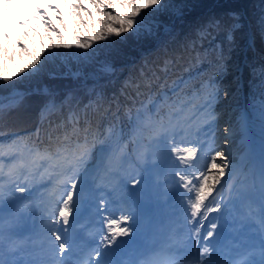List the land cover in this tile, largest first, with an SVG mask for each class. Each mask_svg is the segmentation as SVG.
<instances>
[{"label":"snow or ice","instance_id":"snow-or-ice-1","mask_svg":"<svg viewBox=\"0 0 264 264\" xmlns=\"http://www.w3.org/2000/svg\"><path fill=\"white\" fill-rule=\"evenodd\" d=\"M27 2L31 3V9L18 18L9 15L10 10L17 6L16 0H3V7L0 8V82L5 85L14 78L41 71L44 61L59 54L61 50L66 56L79 55V52L87 53L99 42L122 37L141 26L146 11L165 6L164 0H45L43 6L38 0ZM232 16L233 23L227 28L229 40L239 27V17L235 13ZM37 20L40 21L39 25L29 27L32 21ZM258 25L261 33H264V7L261 9ZM219 27L221 24L218 20L208 23V28ZM208 28L202 27L198 36L185 42L178 52L173 53L172 59L179 63L185 56H191L192 52L197 51V40L211 35ZM219 54L223 58L222 49ZM199 55L197 52V57ZM258 78L257 87L261 99L254 107L261 123V157L258 172L254 167L250 168L245 181H250L246 187H252L256 179H259L261 200L264 201V66H261ZM193 79V76L188 79L181 77L173 81L170 88L166 84L164 87L168 91L151 108L142 104L139 108L128 109L121 116L119 102L116 110L112 111L111 105L105 109L97 101L95 124L87 114L81 116L79 111L74 110L55 127L50 123L43 131L36 128L29 137L31 147L18 135L6 144L0 143V155L6 160L23 157L25 152L35 153L40 159L51 161L61 168L70 182L69 190L50 210L43 226L51 244L49 254L45 257L37 251L29 264H74L71 257L78 238L74 226L80 223L77 214L81 206L95 208V222L99 223L102 230L100 240L88 252V260L83 264H211L205 257L210 252L209 241L215 235L218 223H210L209 230L204 235L202 229L208 220V214L228 211L229 205L233 203V192L236 194L235 199H245L246 187L229 183L236 179L238 166L233 163L231 154H226L223 150L215 151L209 161L195 172L186 171L194 168V162L202 148L193 141V146L181 149L176 146L177 137L186 134V126L199 114L204 113L211 119L213 102L217 98L215 90H207L208 85L201 86L206 90L205 95H200V89H195L191 97H186L184 86ZM212 88L214 89V85ZM136 91L139 95L140 86H137ZM196 99L202 102L194 105L193 101ZM161 106H167L169 111L162 112ZM55 107V101H49L44 111ZM125 117L128 122L126 126L131 128L133 135L142 139L144 145V152L141 154L144 175L135 183L147 184L159 168L160 161H164L173 168L174 182L184 189L180 194L183 221L181 230L154 241L131 242L137 233L134 192L128 191L115 201L96 196V193L104 190L97 181L102 185L127 159L124 151L125 135L119 127ZM105 123L108 125L107 133L103 131ZM41 136L46 137V141L41 140ZM45 142L47 147L42 154L40 148ZM12 176L10 169L9 187L6 192L0 190V209L16 192L22 195L27 191V187L17 184ZM226 187L228 199L224 195ZM217 195L219 200L216 199ZM210 198L214 207H209ZM113 204L117 206L115 211L111 210ZM261 216V228L264 229V203L261 206ZM14 236L12 224L5 227L3 212L0 211V254L4 252L6 245L11 251L18 250ZM261 249V259L248 260L247 264H264V233L261 236ZM117 253H121L124 258L113 259ZM0 264H7L2 255Z\"/></svg>","mask_w":264,"mask_h":264},{"label":"trees","instance_id":"trees-1","mask_svg":"<svg viewBox=\"0 0 264 264\" xmlns=\"http://www.w3.org/2000/svg\"><path fill=\"white\" fill-rule=\"evenodd\" d=\"M164 5L157 10L146 11L143 23L137 28L139 32L126 33V42L117 37L108 40L110 51L102 57L114 68L112 73H105L92 66L90 71H76L79 72L76 78L73 75L52 76L49 75V70L58 68V63L63 60L75 58H69V55L50 56L44 61L42 70L33 78L23 76L7 85L0 82V102L8 98V94L15 89L25 93L34 92L39 91V88L42 90L45 85L49 86L48 90L51 92L68 90L60 102L65 107L70 104L82 106L90 98L95 100L96 104L99 101L105 109L111 105L112 111H115L119 102L122 116L128 111L122 110L127 108H139L142 104L151 108L152 104L161 100L162 94L168 91V88L164 87L166 84L170 88L173 81L184 78L185 75L188 77V68L196 69L194 67L201 64L206 68L205 73L200 76L201 80H191V85L202 81L201 84L208 85L210 90L211 84L215 83L213 80H216L222 90V99L231 98L229 105L224 108L226 111L231 109L232 104L240 103L243 92L251 117L252 131L258 138L261 137V123L254 104L261 99L257 85L259 70L264 66V33L259 29L258 19L264 7V0H164ZM233 13L239 17V27L229 40L227 28L233 23ZM211 20L220 21L221 27L208 28ZM166 25L172 26L173 29L166 32ZM202 27L208 28L211 35L197 40V51L192 52L191 56H185L179 63L173 60V53L178 52L185 42L198 36ZM249 37L253 38L252 44L248 43ZM183 40L185 42L181 44ZM163 45H168L167 52L165 49L157 52ZM244 46L247 48L245 55ZM151 48L155 50L152 53ZM221 49L223 58L219 54ZM236 58H244L243 89H235L236 79H233L231 73V60ZM76 60L82 63L78 68L83 67L84 60ZM137 86H140L139 95ZM184 87L188 97V90L192 86ZM47 98L48 95H25L20 102L11 106L12 108H0V129H4V134H7L33 126L31 123L36 120L40 105ZM97 111L98 108L93 113L97 114ZM161 111L167 113L169 109L167 106H161ZM228 116L229 112H226L225 117ZM127 123L125 117L124 122L119 124L125 136L131 130L126 126Z\"/></svg>","mask_w":264,"mask_h":264},{"label":"rangeland","instance_id":"rangeland-1","mask_svg":"<svg viewBox=\"0 0 264 264\" xmlns=\"http://www.w3.org/2000/svg\"><path fill=\"white\" fill-rule=\"evenodd\" d=\"M16 3L22 4L21 0H16ZM2 7H3V2L0 1V8H2ZM9 15L11 17L16 18V7L14 9L10 10ZM39 24H40V21L37 20V21H34V23H32L31 25H29V27L39 25ZM20 31H23V30H20ZM134 31L139 32L138 29H136ZM119 38L121 41L126 42L125 34ZM112 39L114 40L115 37H113ZM37 43H39V41H37ZM76 51H78V50H76ZM109 51L110 50H109L108 41L99 42V43L95 44L93 46V48L89 49L87 51V53L79 52V55L69 54V58H75V60L74 59L73 60H71V59L63 60L60 63H58V65H59L58 68L54 67L53 69L49 70L48 73H49V75H52V76H56V75L70 76V75H73V77L76 78L78 73L80 72V70L90 71L92 66L104 71L105 73H112L114 68L112 67V65L106 63V61H105L106 59H104L102 57L103 54H106ZM57 55L67 57L64 54L63 50H61V52ZM54 56H56V55H54ZM55 58H60V57H55ZM76 58H81L82 60H84L83 61L84 62L83 67L78 68L79 66H81L82 63L77 61ZM237 61L241 62L242 59L236 58V59L231 60V62H232L231 69L233 70L231 73H232L233 79H236L237 69L240 68V66L242 64V63H240L239 65L236 64ZM73 64L75 67L73 66ZM10 70H11V66H10ZM76 71H79V72H76ZM200 73H202V72H200ZM36 74H38V72H34L31 75H23V76L30 79V78H33ZM22 77L16 78L15 80L21 79ZM185 78H188V77H184V79ZM243 83H244V81L242 80V85H241L242 89H243ZM239 86H240V81L237 78L235 89L240 88ZM9 98L10 97H8V98H6L0 102V108L3 107V104L4 105H6V104L13 105L14 104V103L10 102ZM230 100H231V98H227V97L224 99H221L220 102L217 103V105L215 107L221 111L223 108H226L229 105ZM128 109L129 108L124 109L122 111L126 112ZM222 113L224 114V111H222ZM233 115L234 116L232 119V123H230V124L226 125L225 123H223V121L225 119L224 117H222V119H220V121H218V125L223 123L222 127L224 128V130L222 129L223 130L222 134L224 136L228 137L227 139L234 138V139H232V144H235L237 142L239 145L243 146L242 149H240L237 152H233L231 150L232 148L230 147L229 153L231 154V157L236 156V160L238 159L239 163H242L247 159H250V160L252 159L253 161H257V164L259 165L260 164L259 151L254 144L255 138H253V136H251L248 133L247 128H248L249 121H248L247 114H246L245 110L242 107H239V111L234 110ZM122 116H124V115H122ZM211 123L215 127V125H216L215 119L211 120ZM206 126L211 127V125H206ZM226 129L228 131H230V133H227V131H225ZM130 133H131V130L128 131L129 135H130ZM128 134H126V136H125L126 140H124V142L129 141ZM247 134L250 137L248 139H245V135H247ZM130 137L132 140L131 143L135 146H138L140 144V142L143 143L142 139L140 140V137L137 135L131 134ZM182 141H183V143H180L177 140L176 146L179 148L188 147L187 141L186 140H182ZM222 143L224 144V142H222ZM143 152H144V148L141 152L137 153V157H134V161H132L133 158L131 159V157L126 160V164H125L126 166L123 168V170L120 168L116 169L114 171V174L110 175V178L113 182H115L116 178H119L120 180H126L127 179L124 187L122 188L123 194L126 195L128 191L134 192L135 198H136V204L138 203L140 198H144V199L153 198V196L158 194V193L159 194L161 193L160 195L167 196V193L170 192L171 188L174 191H177L179 189L178 185L174 182V179H173V168H172V166H170L168 163H166L164 161H160L159 168L157 169L156 173L149 179L147 184H143V183L136 184L135 183L136 180L141 179V177L144 175V173L142 171L143 160H142V156H141V154ZM14 169H15V172L20 171V168H18V167H13L12 170H14ZM22 170H25L24 167H22ZM247 191H248V189H246V192Z\"/></svg>","mask_w":264,"mask_h":264},{"label":"bare ground","instance_id":"bare-ground-1","mask_svg":"<svg viewBox=\"0 0 264 264\" xmlns=\"http://www.w3.org/2000/svg\"><path fill=\"white\" fill-rule=\"evenodd\" d=\"M2 2H3V0H2ZM38 2L39 3H41V5L43 6L44 4H45V0H38ZM24 7L23 8H21V11L24 9V11H29L30 9H31V3H29V2H27V0L26 1H24ZM19 6V5H18ZM20 10V9H19ZM19 15H20V13H19ZM165 29H168V30H166V32H169V31H171L172 29H173V27L172 26H170V25H166L165 26ZM185 42V40H183V41H181L180 43L181 44H183ZM159 47H160V44H159ZM167 47H168V45H166V46H162L160 49H158V51L157 52H159V51H161V50H163V49H165L166 50V52H167ZM155 50L153 49V48H151L150 49V52L152 53V52H154ZM61 79V78H60ZM49 89V86H45V85H43L42 86V90H40V88L39 89H37V90H39V91H34V92H26V95H36V96H44V95H48V98L46 99V101L43 103V104H41L40 105V110L39 111H42V112H44V113H46L48 116H54V115H57L59 112H60V110H62L65 106L63 105V107H61V101L64 99V94L66 93V92H68V90H63V91H54V92H51V91H49L48 90ZM25 97V96H24ZM49 101H55V103H56V107L54 108V109H49L48 111H44V109H45V106H46V104L49 102ZM11 106H13V105H11V104H8V105H6L5 106V108L4 109H9V108H12ZM20 127V126H19ZM25 130H27V128L25 129ZM187 172H188V170H187ZM12 173H15V169L12 171ZM113 211V210H112ZM43 229V228H42ZM41 229V230H42ZM45 237L47 238V235H45Z\"/></svg>","mask_w":264,"mask_h":264}]
</instances>
